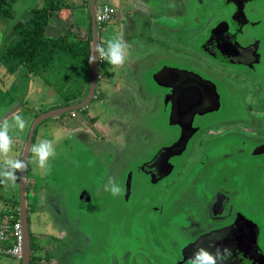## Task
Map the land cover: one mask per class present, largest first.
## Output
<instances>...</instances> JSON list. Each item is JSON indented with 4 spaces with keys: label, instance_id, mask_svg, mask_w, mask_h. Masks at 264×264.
Listing matches in <instances>:
<instances>
[{
    "label": "rangeland",
    "instance_id": "1",
    "mask_svg": "<svg viewBox=\"0 0 264 264\" xmlns=\"http://www.w3.org/2000/svg\"><path fill=\"white\" fill-rule=\"evenodd\" d=\"M48 1L58 2L59 8L49 14L47 25L44 29L46 36H63L72 29L73 23L76 24V27L84 28L82 25L85 26V29L88 27L90 19L89 7L86 6L83 9H79L80 5L84 6L87 1L83 4V0H16L13 5L12 20L0 22V45L2 42L4 44L5 31L8 33L13 22L24 18L30 9L43 7ZM135 1V5L140 8L142 15L133 17V24L126 31L124 39L131 42L132 48L136 51L152 46L154 51L147 52L150 58H152L150 61L153 60V56L156 57L158 55L157 49L159 48L161 54L175 49H184L187 47L186 44L193 40L191 35L195 36L200 29L203 30L206 27L207 21L202 20L204 18L202 12L198 11V14L192 15L190 12L192 9L191 5H187L184 10L177 0H160L155 5L160 9L158 14L156 11L148 8L151 14L153 13L151 22L154 20L156 23L162 24L163 29H165L159 31L151 23L147 24L142 19H139L143 18L147 20L148 16H144L143 13L148 14L149 12L144 10L145 5L142 0H134L132 2ZM170 2L174 3L172 8L171 6H166ZM118 3V0H96L95 7L110 4L116 10H121V14L124 15L123 11L127 10L129 4L124 0H122L120 5ZM160 3L162 7L159 6ZM168 7L171 10L167 17L166 15H162V13H166L165 10ZM179 7H181L180 11H178ZM195 20H198L199 23L196 24ZM129 21L131 20L129 19ZM128 23L130 22H124V25H128ZM117 25V22L111 23L107 25V28H112L111 30L115 31ZM76 27L75 25L73 26L74 31ZM132 27H134L133 34H131ZM109 32L108 30L98 33L100 46L106 47V43L110 39ZM103 38H106V40ZM189 50L188 54L190 57V55H193V49ZM141 53H143L142 50ZM140 61L141 67L145 70L142 76L145 74L147 82L145 86L139 85V89L137 90L139 91V99H135V96L130 99L127 95H123L121 86L118 87L120 90L114 91V88H111L105 94L102 92V96L99 97L97 96V92L101 85L98 83L96 95L88 105L75 112L71 111L74 112L76 118L70 117V112H66L57 117L45 119L35 129L33 144L43 139L52 140L58 155L56 159L51 161V171L45 174L38 167L35 158L31 154L28 164V175H31L33 171V178H37L38 180L43 178L52 184L61 182L66 185L64 188L67 190L65 198L62 199L60 204L56 203L59 208H64L60 210L61 213H64L62 221L68 229L77 228L79 232L84 231L90 241L88 253L85 252L86 254H81L82 256L79 257L69 256V258L66 253H63L59 258L62 264L63 262H68V264H101L102 260V264H113L112 261L108 260L110 257L117 252L121 256L122 253H127L128 251L135 253L138 259L152 257L158 264H170L177 258L176 250L179 249V245L172 247L171 242L178 240L180 243L182 240L179 232L176 233L175 225L184 223L182 221L184 213L192 211L194 205L192 201L198 197L200 183H194V178L190 180L189 176L199 161L187 169L181 182L177 184L178 186L172 188L169 194L163 193L166 190H164L161 184L152 185L139 170L140 165L146 161L149 155L174 139L171 127L165 125L164 116L160 113V101H158L157 96L161 92V88L157 87L152 81V74L156 71L153 68L155 65L149 70L146 67L147 61ZM182 61L180 59L179 62ZM102 62L98 68L99 74H105V70L108 71L110 68V71L113 73V77H105L107 83L111 81L118 83V78L124 75L133 84H137L142 79V76L140 77L133 72L129 73V70H126V68L114 69L107 61L102 60ZM149 65L153 64L149 63ZM72 70L71 73H68L70 76L76 77L78 73L80 76L84 74L82 73V67L79 65H75ZM3 72L4 68L0 65V75ZM24 73V68H20L11 76L5 74L0 77V118H8L11 123L12 116L19 114L26 121V127L23 132H20L15 127L10 130V135H12L14 140L12 155L17 151L16 146L19 144V138L26 136L25 138L27 139L30 126L36 116L43 114L45 112L43 110L56 106L60 107L64 104L57 93L58 89H56L61 84H64V79H61V84H58L59 82L54 83L52 70H47L43 73L44 75H38L33 80H30V76L26 77ZM82 79L79 78L77 84ZM100 83L104 82L101 81ZM238 84H241V82H238ZM234 88V86L231 87V89ZM245 89L248 92L250 91V88ZM239 91L240 89L233 95H238ZM83 94L84 91L81 95ZM75 96L76 93L71 94L67 99L69 100L68 103L71 104V99ZM75 104L78 103L73 102L71 105ZM230 105L227 99L222 104L218 116H213L211 122L233 119L234 112L230 108ZM244 106L245 102L242 104V107ZM238 107L240 106L238 105ZM133 113H135V116ZM219 116L222 118L220 119ZM135 118L140 120L139 126L137 125L139 121H136ZM68 129L70 132H67ZM135 132L144 134V138L140 136L136 138L140 142V145H149V149H142V153L138 152L139 149L137 151L134 150L131 144V141L136 136ZM98 138L104 139V148L107 150L111 149L110 146H115L120 150L130 148L131 154H129L128 159L115 164L112 175L108 176L105 173L111 166L112 154L103 155L95 153L99 151L96 150V147L101 148L100 145L103 144V142L100 145L96 143V141L100 142ZM227 139L229 137L221 139L222 141L220 142L224 144L220 149L222 155L230 152L227 148ZM127 140L130 143L128 146ZM206 154L209 155V158L216 156L213 150H207ZM193 156L189 154L187 157L181 159V162L188 163L192 160ZM230 158L232 163H241L242 158L243 164L249 163L250 167L248 166V171L242 173V178L247 180L248 185L253 184L256 179L258 182L261 174L256 167L261 164L260 161H262L264 155L251 156L250 153H246L243 156H238L233 151ZM208 169L211 170V174L213 175L212 169L210 167ZM205 171L206 169L203 172L197 171L198 176H200L197 180L206 176L207 171ZM129 172H132V188L131 195L127 201L124 200V195L121 198L119 196L113 197L110 193L103 191V185L109 177H115L123 189L124 181ZM180 173V169L176 167L169 180L179 176ZM261 185L258 195L255 194L256 190L253 188V196L246 197L245 200L247 201L246 208L252 211L249 217L260 226L263 222L260 247L264 250V182ZM4 190V187H0V192ZM84 192H89L88 195L91 198L89 203H82L81 195ZM178 194H182L187 201L183 203L179 201L175 204V196ZM5 197L0 195V202L4 203L6 201ZM26 202L29 207V199ZM175 207L181 208L178 214L174 210ZM42 215L44 216V213H38L36 209L31 210L27 208L31 242L30 264H51L52 260L59 254L60 247L67 246L68 243L66 241L70 240L69 238L60 237L61 235H58L55 231L56 226H54L53 219L47 216L43 218ZM185 224L187 223L185 222ZM48 226L49 228H47ZM59 237L61 238L60 240L58 239ZM76 243L77 246H82L81 238H78ZM54 246H56L55 250H49V248H53ZM43 247H45L43 250L47 251L45 258H41L40 254ZM73 255L75 254L73 253ZM88 256L89 258H86ZM0 264H21V262L19 263L16 259L0 252Z\"/></svg>",
    "mask_w": 264,
    "mask_h": 264
},
{
    "label": "flooded vegetation",
    "instance_id": "2",
    "mask_svg": "<svg viewBox=\"0 0 264 264\" xmlns=\"http://www.w3.org/2000/svg\"><path fill=\"white\" fill-rule=\"evenodd\" d=\"M177 1L180 2L184 10L187 5H191L190 12L192 15L201 11L204 16L202 20L207 21V24L195 36L191 35L193 40L186 44L187 47L178 50L183 56V63L167 64L174 68L193 71L198 76L189 73L186 76H181L179 87L170 85L171 87L167 89L161 88V92L157 96L158 101H160V113L164 116L165 125L169 127L170 102L174 103L177 98H179L178 100L184 99L186 97L184 94H187L189 89H201L204 103L196 107H190L187 104L189 99L185 98L183 100L185 106L181 104L182 108H177L176 115H174L175 109H173L174 113L171 120L174 119L180 125L179 128L178 126L171 127L174 139L149 155L146 161L140 165L139 170L152 185L161 184L166 190L163 193L169 194V191L181 182L187 169L196 164L207 150H213L216 156L212 157L211 162L206 166V176L194 182L200 183V186L198 184V197L192 201L194 202L192 211L184 213L182 217L184 223L181 222L182 224L175 225L176 233L179 232L182 240L180 241L181 244L178 240L171 242L172 247L179 245V249L176 250V260L170 264L183 261L182 251L187 245L196 249L205 247L208 250L211 249L210 251H214L215 247H228L231 249L232 255L227 259L226 264H248L253 260L255 261L251 264H261L262 258L259 254L264 257V250L260 247L263 222L260 226L249 217L252 211L246 208L247 201L245 199L253 196V188L256 190L255 194H259L258 190L262 186L261 183L264 182V158L260 161L261 164L256 167L261 174L260 179H258V182L256 179L253 184L248 185L247 180L242 178V173L248 171L249 163L243 164V158L241 163H232L230 157L233 151L238 156L251 152L247 146L241 147L239 141L242 142L241 144L248 142L264 143V0ZM173 4V2H170L166 6L172 8ZM181 7L178 11L181 10ZM171 8H166V13H162V15L168 17ZM134 14L141 16L140 8ZM195 23L198 24L199 21L195 20ZM185 49H193V55L189 57L190 50ZM199 76L201 79L212 83L214 88H211L208 82H199L197 80ZM238 82H241V84H238ZM232 86L235 88L231 89ZM245 88H250V91L248 92ZM238 89H240L238 95H233ZM170 90L173 95L169 94ZM183 91L184 93H182ZM227 99L228 103L231 104L230 108L234 112L233 119L211 122L213 116H218L222 104ZM165 101L168 102L166 105L164 104ZM243 102H245L244 107H242ZM238 105L240 107L237 108ZM216 107L217 110H215ZM212 109L214 111L208 112ZM135 120L137 121L138 118H135ZM135 135L131 141L134 150L139 149L138 152L142 153V149H149V145L142 146L136 140L138 136L144 138V134L135 132ZM180 136L187 138L185 150L181 155L171 157L169 155L178 152L182 144L169 151H164L163 147L172 145ZM226 137H229L227 148L230 152L222 155L220 149L224 144L220 142ZM98 141L100 142L96 141V143H99V145L103 142L100 145L102 148L104 139L98 138ZM101 148L96 147V150L99 151L95 153L112 154L113 157L109 170L105 171L108 176L113 174L115 164L128 159L129 154H131L129 147L120 151L115 146H110L111 149L107 151L109 153L102 152L103 149ZM189 154L194 155L192 160L188 163H182L181 159ZM262 155L264 154L260 156ZM155 156L156 159L152 160ZM167 158L168 163L173 167L171 174L160 180H152L151 174L154 178H159L163 173V167H169L165 162ZM151 160L152 162H150ZM143 165L144 168L141 170ZM176 167L180 169V175L169 180ZM208 167L212 169L213 175ZM131 188L128 198L125 199L124 187L119 197L121 198L124 195V200L127 201L131 195ZM88 193L84 192L82 194L84 196L81 195L82 203L91 201L90 197L88 200ZM175 200V204L179 201H182V203L187 201L182 194L176 195ZM180 209V207H175L176 214L179 213ZM76 231L77 228L71 231L72 235L70 234V236L67 234L62 235L70 239L66 241L68 245L64 246L68 258L69 256L79 257L82 256L81 254H86L85 252H87L90 244L84 231L79 233ZM248 234L254 237L257 246L256 251L250 252L249 259H245L248 253H243L244 256L242 249L245 246V240L249 239ZM78 238H81L82 246H77ZM195 241L197 243L191 245ZM190 249L187 250L188 253ZM191 255L189 254L182 264H187V260ZM86 258H89V256ZM108 260L112 261L113 264H138L139 262H141L140 264H158L152 257L138 259L135 253L130 251L122 253L121 256L117 252ZM30 262L31 260L29 264ZM102 262L103 260L101 264ZM56 264H62V262L58 259ZM63 264H68V262H63Z\"/></svg>",
    "mask_w": 264,
    "mask_h": 264
},
{
    "label": "trees",
    "instance_id": "3",
    "mask_svg": "<svg viewBox=\"0 0 264 264\" xmlns=\"http://www.w3.org/2000/svg\"><path fill=\"white\" fill-rule=\"evenodd\" d=\"M15 2L16 0H0V22L12 20ZM57 8H59V4L54 1H48L40 8H32L24 18L13 22L8 33L5 31L4 44L2 42L3 45H0V65L4 68L3 75L1 74L0 77L5 74L11 76L20 68H24V75L26 77L30 76V80H33L38 75H44L43 73L47 70H52L54 83L59 82L58 84H61V79L65 81L63 85L61 84L56 89H58L57 93L64 102L60 107H67L73 104V102L80 103L87 95L90 86L91 17L88 29H85L84 25H82L84 28L76 27V24L73 23L72 29L67 34L59 37H48L44 34V29L47 25L50 12ZM80 8L83 9L82 7ZM74 25L76 27L75 31L73 29ZM102 63L99 62V65ZM75 65L81 66L83 69L82 73L84 74L80 76L78 73L76 77L70 76L68 73L73 71L72 68L74 69ZM62 72L63 74H61ZM85 72H87V77L85 76ZM105 74L107 76L106 72ZM79 78L83 79L77 84ZM84 78L87 79L85 91L83 89L85 88ZM83 91L84 94L81 95ZM73 93H76V96L73 99L70 98L72 101L70 104L67 99ZM79 95L81 96L77 99ZM60 107H51L43 111L46 112ZM35 132L36 130H34V134Z\"/></svg>",
    "mask_w": 264,
    "mask_h": 264
},
{
    "label": "crops",
    "instance_id": "4",
    "mask_svg": "<svg viewBox=\"0 0 264 264\" xmlns=\"http://www.w3.org/2000/svg\"><path fill=\"white\" fill-rule=\"evenodd\" d=\"M85 1H87V2H85ZM118 1H119L118 5H120L122 0H118ZM124 1L128 2V4H129L128 5L129 7H127V10L125 12L123 11L124 15L121 14V10H116L115 7H113L109 4L110 7H112L115 10L116 14H115L113 20H111L110 22L105 24V26L102 30L101 29L98 30V33L99 32L103 33L105 31L109 30L110 31L109 32V36H110L109 38L110 39H112L113 37H116L118 35L120 36L121 34L124 38L126 31L133 24L132 23V21H134L133 17L136 16L134 14V12L135 13L138 12V9H139L138 6L135 5L136 1L135 2H132L134 0H124ZM142 1L145 5L144 10H146L149 13L148 14L145 12L143 13L144 16H148L147 20H144L143 18H139V19H142V21H145L147 24L151 23L159 31L162 30L164 28L162 26V24H158L154 20H153V22H151L152 21L151 16L153 13L151 14L150 10L148 9V8H150V9L156 11V13L158 14L160 9L158 6H155V5H157V1H160V0H142ZM84 2H85V5L84 6L80 5V7L83 8V7H86L87 5L89 7V0H83V4H84ZM104 5H108V4H104ZM159 6H161V3L159 4ZM99 7L100 6H98V7L96 6L95 7L96 10H98ZM161 11H162V9H161ZM129 19L131 21H129ZM115 22L118 23L115 31L111 30L112 28H110V29L107 28L108 24L115 23ZM124 22H130V23H128V25H124ZM134 27H132L131 34L134 33V29H133ZM163 30H165V29H163ZM103 39L106 40V38H103ZM165 40H167V39H165ZM99 43L100 42H99V37H98V45H99ZM173 46L175 47L174 44H173ZM159 49H157L158 55L156 57L153 56L154 57L153 60L150 61L152 58H150V56L147 54V52L148 51H151V52L154 51L152 46L144 47V48L140 49L139 51H136L132 48V50H131L132 62L126 64L125 66H123V68H126V70H129V73L133 72L134 74H136V75L138 74L141 77L145 70L141 67V61L140 60L147 61L146 67L149 70L155 65L153 68L156 69V71L159 70L163 65H167L169 63H171V64L183 63V61L179 62L180 59H182V57H183L180 54L181 52L178 51L179 49L178 50L175 49L171 52H166L164 54H161ZM141 50L143 53H141ZM149 63H152L153 65L150 66ZM110 69L108 71L105 70V72L107 73V76H105L106 74H103V75L98 74L97 84L99 83L101 85V87L99 86L100 88L97 92V86L98 85H96L97 96H99V97L102 96V92H103V94H105V93H107L108 90L110 91L111 88H114V91L120 90V88H118V87L121 86V88H122L121 91H122L123 95H127L128 98H130V99L134 98V96H135V99H139L140 98L139 91H137V90L139 89V85H141V86L146 85L147 79L145 77V74L142 76V79L139 82H137V84H133L128 79V77H126L125 75L123 77L120 76L118 78V81H119L118 83L116 81L114 83L112 81L107 83L105 81V77H107V78L113 77V73L110 71ZM85 76L87 77V72H85ZM124 78H125V80H124ZM100 80L104 83H100L101 82ZM84 81H85V83H84L85 88H83V89L85 91L87 79L84 78ZM107 81H110V80H107ZM29 87H30V85H29ZM133 114L135 116V113H133ZM73 118H76V116ZM138 121H139V123L137 125L139 126L140 120L138 119ZM67 132H70V130L68 129ZM25 137L19 138V144L16 146L17 151L13 155L16 158L22 159V157H23L24 149H25V145H26V141H27V139ZM31 145H33V140H32ZM127 145H128V140H127ZM102 149H103L102 152L107 153L108 150L104 148V145H102ZM120 151H122V150H120ZM102 154H104V153H102ZM30 156H31V153H29V157H28V161H27L28 162L27 163V170L25 171V181H24L26 210H27V208L31 209V210L36 209V211H38V213H41V214L44 213V216L42 215L43 218H46V216H47L48 218L53 219V221L55 223L54 226H56L55 231L58 235H61L60 237H63L62 235H64V234H67L70 236L73 228H69V229L67 228L65 223H63V221H62L64 218L63 217L64 213L60 212V210H62L64 208L63 207L59 208L58 205H56V203L60 204L62 199L65 198V195L67 194V190L64 188L66 185L64 183L62 184L61 182H56V183L52 184L50 181H46L43 178H40V180H38L37 178H33L34 177L33 171H32L33 175L32 174L28 175V164H29ZM0 187L5 188L4 191L0 192V195H3L4 197L6 195V197H5L6 201L4 203L0 202V226H1L2 222L6 219H11V218L15 219V218H19V217L21 219V212H20L19 180L17 181V183L14 186L11 183H8V184H0ZM27 199H29V207L30 208L27 205V202H26ZM27 219H28V216H27ZM28 224H29V221H28ZM47 228H49V226ZM59 231H60V234H59ZM76 232L79 233L78 230ZM48 233H50V232H48ZM60 237L58 238L59 240L61 239ZM29 239H30V229H29ZM55 248H56V246H54L53 248L52 247L49 248V250H53V249L55 250ZM43 249H45V247H43L41 252H40L41 258H45V255L47 252ZM30 253H31V242H30ZM58 253L59 254L56 256L55 259L52 260L51 264H56V262L60 258V256L63 253H67V251H65L64 247H60V250ZM30 260H31V254H30ZM17 261H19V263L20 262L22 263V260H17Z\"/></svg>",
    "mask_w": 264,
    "mask_h": 264
},
{
    "label": "water",
    "instance_id": "5",
    "mask_svg": "<svg viewBox=\"0 0 264 264\" xmlns=\"http://www.w3.org/2000/svg\"><path fill=\"white\" fill-rule=\"evenodd\" d=\"M89 11H90L91 29H92V49H91V56H92L93 52L95 50V47L98 45V33H97L95 18H94L95 0H89ZM98 65H99L98 61L96 63L91 64L90 86L88 89L87 96L83 101H81L80 103L75 104V105H70L67 107H60V108L49 110V111L44 112L43 114L37 116L34 119L33 123L30 126V130H29V133L27 136V141H26L22 160H25L26 162L28 161V157H29V153H30L29 148L31 147V144H32L34 130L39 123H41L42 121H44L47 118H54V117H57L61 114L66 113V112L69 113L71 111H76L78 109L85 108L88 105V103L91 101V99L93 97H95L96 85H97V81H98ZM189 73L192 75L193 74L196 75L195 73H193V71L174 68L171 65H163L159 70H157L155 73L152 74V81L159 88L167 89V88L171 87L170 85H176L179 87L180 82H181V80H180L181 76H183V75L186 76ZM196 76H198V75H196ZM198 78H197V80L199 82H201V81L208 82L211 85V88H214V85L212 83H210L209 81L201 79L200 76ZM170 89H172V88H170ZM182 93H184V91ZM169 94L173 95V92L170 90ZM184 95H186V97H185L186 99H189V100H187L188 101L187 104L190 107H193V106L196 107V106H199V105L204 103L201 89L200 90H198L197 88H194V90L189 89V91H187V94H184ZM178 99L179 98H177V101H175L174 103L172 101L170 102V113H169V118H168V125L170 127L178 126V128H179V126H180V125H178V122L174 121V119L171 120V118L173 117V113H174L173 109H175L174 115H176L177 108H180V107L182 108L181 104H183L185 106V103L183 102L184 99H182V100H178ZM167 103H168L167 101L164 102L165 105ZM215 110H217V107L215 108ZM212 111H214V109L209 110L208 112H212ZM186 140H187V138L185 136H180V138H178V140L175 143H173L172 145L163 147V150L164 151H169L171 149L174 150L175 147H177L179 145L181 146V144H182V146L178 152L172 153L169 156L172 157V156H176V155H181L183 153V151L185 150V146H186L185 144L187 143ZM238 143H239V145H241V147L247 146L248 150L251 151L250 152L251 156H258V155L264 154V143L259 144L258 142H252V143L248 142V143L241 144L242 142L240 143V141ZM213 149H217V148H213ZM153 159H156V156L153 157L152 160ZM152 160L150 162H152ZM165 162H166V165H168L169 167H167V166L163 167V173L159 176V178L158 177L154 178V176L151 174L150 177L152 178V180H155V181L160 180V179L171 174L173 167L171 166L170 163H168V158L165 160ZM209 162H211V158H209V155L206 154V152H205L203 154V156L201 157V159L199 160V162L192 169L190 176H189V179L192 180L194 178V182H195L197 180V178L199 177L197 174V171L203 172V170L206 169V166L209 164ZM143 168H144V165L141 167V170H143ZM20 176H21V178L19 179L20 212H21V223L23 226V233H24V237H25L24 253H23L21 264H29L31 253H30V239H29V224H28L27 210H26V204H25V190H24L25 172L20 174ZM131 182H132V173L129 172V174L127 175V178L125 180V185H124L125 192H126L125 199L128 198V196L130 194ZM82 196H84V195H82ZM87 197L89 200L88 195H87ZM247 236L249 237V239L245 240V244H244L245 246L242 249V254L245 252L248 253V256H246L245 259H249L250 252L256 251L255 248L257 246L256 241L254 240V237L251 236V234H248ZM196 243H197V241H195L191 245H195ZM231 246H233V245H231ZM184 249H185V251H184ZM188 249H190L189 253L187 251ZM195 250H196V248H192L188 245L185 248H183V251H182L183 261L182 262H185L186 261L185 259H187L188 255L193 254L192 252ZM210 250L211 249H209V251ZM186 253H188V254L186 255ZM259 255L262 258L260 263L264 264L263 255H261V254H259ZM239 256H240V253H239ZM254 261L255 260H253L252 262H254ZM182 262L177 263V264H182ZM252 262H249L248 264H251Z\"/></svg>",
    "mask_w": 264,
    "mask_h": 264
},
{
    "label": "clouds",
    "instance_id": "6",
    "mask_svg": "<svg viewBox=\"0 0 264 264\" xmlns=\"http://www.w3.org/2000/svg\"><path fill=\"white\" fill-rule=\"evenodd\" d=\"M131 50V42L126 41L122 35L116 36L107 41L106 47H95L89 64L105 60L114 69H118L132 62ZM13 127L23 132L26 127L25 119L19 114L12 116L11 123L8 118H0V184L11 183L14 186L21 178L20 174L27 170L28 162L12 155L14 140L10 130ZM29 152L45 174L51 171V161L58 155L54 142L47 139L31 145ZM103 191L117 197L122 194L123 189L115 177H109L103 185ZM231 255L232 251L228 247H215L214 251L198 247L188 258L187 264H226Z\"/></svg>",
    "mask_w": 264,
    "mask_h": 264
},
{
    "label": "built area",
    "instance_id": "7",
    "mask_svg": "<svg viewBox=\"0 0 264 264\" xmlns=\"http://www.w3.org/2000/svg\"><path fill=\"white\" fill-rule=\"evenodd\" d=\"M115 14V10L109 5L100 6L98 10H95L94 15L96 28L98 30L103 29L105 24L113 20ZM98 62L101 63L102 60ZM70 116L75 117L74 112H70ZM0 244L1 253L16 260H22L25 237L20 217L6 219L2 222L0 226Z\"/></svg>",
    "mask_w": 264,
    "mask_h": 264
}]
</instances>
